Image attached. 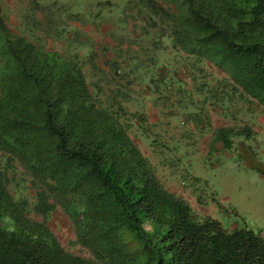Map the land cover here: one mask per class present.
I'll return each mask as SVG.
<instances>
[{"label":"trees","instance_id":"trees-1","mask_svg":"<svg viewBox=\"0 0 264 264\" xmlns=\"http://www.w3.org/2000/svg\"><path fill=\"white\" fill-rule=\"evenodd\" d=\"M123 1L148 22L133 33L145 50L120 62L116 49L105 65L96 49L86 61L73 44L71 54L46 49L34 24L14 32L0 9V264H264L261 234L225 229L164 187L130 134L142 114L129 112L120 85L132 76L152 93L169 85L165 40L190 71L209 62L225 74L228 92L211 95L217 104L238 92L264 108V0ZM254 133L219 128L213 141L229 148ZM57 207L85 254L49 227Z\"/></svg>","mask_w":264,"mask_h":264},{"label":"rangeland","instance_id":"rangeland-1","mask_svg":"<svg viewBox=\"0 0 264 264\" xmlns=\"http://www.w3.org/2000/svg\"><path fill=\"white\" fill-rule=\"evenodd\" d=\"M33 1L0 0L1 15L17 33L28 34L26 25L34 24V36L46 49L71 54L74 46L83 61L96 49L98 65L113 60L116 49L123 53L120 62L145 50L133 33L148 22L123 0V15L115 10L119 0H35L40 8ZM63 27L68 31L60 35ZM161 46L167 64L162 76L169 78V85L152 93L133 76L132 82L120 83L131 94L129 112L142 114V124L134 122L130 131L133 140L164 187L197 214L209 215L225 229L246 228L264 238V108L244 101L238 92L230 93L224 105L217 104L211 95L228 92L225 74L209 62L190 71L184 53L175 52L165 40ZM84 70L92 77L88 66ZM248 125L255 133L233 137L229 148L213 141L219 128L236 131ZM47 222L64 248L85 254L75 244L74 223L65 210L57 207Z\"/></svg>","mask_w":264,"mask_h":264}]
</instances>
